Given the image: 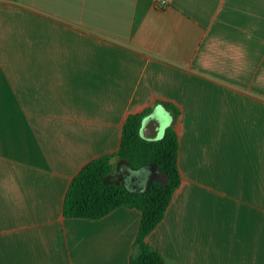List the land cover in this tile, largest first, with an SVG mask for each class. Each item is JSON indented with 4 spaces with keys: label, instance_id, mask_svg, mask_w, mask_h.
Instances as JSON below:
<instances>
[{
    "label": "crops",
    "instance_id": "0c3cea01",
    "mask_svg": "<svg viewBox=\"0 0 264 264\" xmlns=\"http://www.w3.org/2000/svg\"><path fill=\"white\" fill-rule=\"evenodd\" d=\"M169 2L0 0V264H130L141 213L67 218L65 198L166 103L182 184L147 243L264 264V0Z\"/></svg>",
    "mask_w": 264,
    "mask_h": 264
},
{
    "label": "trees",
    "instance_id": "16d2710c",
    "mask_svg": "<svg viewBox=\"0 0 264 264\" xmlns=\"http://www.w3.org/2000/svg\"><path fill=\"white\" fill-rule=\"evenodd\" d=\"M165 107L178 118L176 107L169 103ZM150 112L151 109L127 118L119 150L88 163L71 182L64 203L65 217L74 219L100 220L121 207L138 210L141 222L130 264H165L162 254L147 243V238L165 218L182 184L179 136L175 127H169L158 141H147L140 135L142 121ZM117 156L128 160L133 168L155 164L168 183L152 182L148 190L139 193L123 186L105 185V177L116 169Z\"/></svg>",
    "mask_w": 264,
    "mask_h": 264
},
{
    "label": "water",
    "instance_id": "95a60500",
    "mask_svg": "<svg viewBox=\"0 0 264 264\" xmlns=\"http://www.w3.org/2000/svg\"><path fill=\"white\" fill-rule=\"evenodd\" d=\"M165 113L170 117L171 122L169 127H173L176 123V116L168 108L161 107ZM156 107L150 115L145 117L142 121L140 135L144 140L147 141H158L161 132L164 134L169 128L163 129L164 118L159 114L160 109ZM116 169L113 173L109 174L104 179V184H114L116 186H123L130 192H144L148 190L152 182H158L162 185L168 183V179L158 170L155 164L145 166L143 168H133L128 160L121 159L119 156L115 158ZM145 181V185L137 187V183Z\"/></svg>",
    "mask_w": 264,
    "mask_h": 264
},
{
    "label": "built area",
    "instance_id": "2783aa9c",
    "mask_svg": "<svg viewBox=\"0 0 264 264\" xmlns=\"http://www.w3.org/2000/svg\"><path fill=\"white\" fill-rule=\"evenodd\" d=\"M153 2L159 9H166L170 5L169 0H153Z\"/></svg>",
    "mask_w": 264,
    "mask_h": 264
}]
</instances>
